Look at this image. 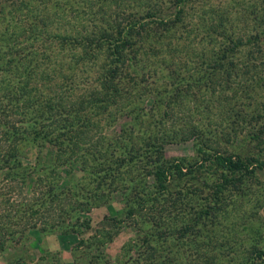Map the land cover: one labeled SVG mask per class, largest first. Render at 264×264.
Listing matches in <instances>:
<instances>
[{"label": "rangeland", "instance_id": "rangeland-1", "mask_svg": "<svg viewBox=\"0 0 264 264\" xmlns=\"http://www.w3.org/2000/svg\"><path fill=\"white\" fill-rule=\"evenodd\" d=\"M18 1L0 0L9 32L13 15L26 18L27 10L47 6L22 0L18 10ZM82 1L73 0L71 8ZM124 1L125 13L143 16L151 28L129 52L134 79L122 86L134 90L127 97H101L102 107L90 109L84 96L75 104L82 113L73 112L80 117L72 131L40 125L41 97L13 100L33 105L22 119L30 141L14 145L13 158L0 148V162L11 166V174L0 167V214L6 216L0 217V264H264V170L227 177L212 159L219 152L264 166V0H162L148 13L155 16L145 18L136 3ZM50 2L48 13L70 9L67 0ZM162 12L178 23L163 29ZM5 24L0 21V32ZM8 44L9 34L0 35V51ZM142 54L155 62L150 59L149 70ZM37 58L30 64H40ZM161 58L167 60L159 65ZM68 66L63 72L74 86L60 94L72 102L96 86L97 68L85 62L72 72ZM38 73L32 83L42 90L46 74ZM1 74L15 84L13 74ZM50 81L53 89L61 82ZM45 95L46 104L58 103V94L43 89ZM0 121L10 119L4 114ZM67 147L74 155L59 156ZM171 162L182 169L169 172L167 187L158 191L153 171ZM97 163L107 176L113 173L114 183L98 185ZM3 199L11 205L3 207Z\"/></svg>", "mask_w": 264, "mask_h": 264}, {"label": "trees", "instance_id": "trees-1", "mask_svg": "<svg viewBox=\"0 0 264 264\" xmlns=\"http://www.w3.org/2000/svg\"><path fill=\"white\" fill-rule=\"evenodd\" d=\"M39 1L40 3L45 2L44 6L45 4L49 6L48 3H51V0H49L48 3L44 0ZM70 1L71 3L69 4ZM156 1L160 2L162 0H131L129 2L136 3L138 5L136 6L137 8L142 11L144 10L146 13L144 16L145 18L154 15L152 12V14L148 13L157 5ZM177 1L178 3H181V1L185 2V0ZM121 2L122 0H83L81 7L71 8L74 6L73 0H67V7L70 9L64 11L63 14H57L56 12L48 13L45 11L48 8L47 6L46 9L44 8V10L38 13L27 10L30 16L27 15L26 18L21 19L13 15L11 32H9L10 26L6 25L3 22L4 20H0L5 24V28L0 32V35L6 36L9 34L8 46L0 51V74L4 72L13 74L16 80L15 84H11L9 82L10 78H2L0 76V97L5 100L0 102V117L6 114L10 119L8 122L1 123L0 121V148L5 149V152H7L8 149V153L6 154L8 158H11L12 154L16 153L14 145L17 146L16 144L21 141H30L29 132L27 130L28 127L26 124L22 126V119L25 118L27 109H29L33 103H27L25 99H21L20 102H14L13 100L18 94L20 97H22L23 94L26 96H32V94H34V98L36 96L42 98L41 100L38 99L36 108L39 116L42 117L40 125L43 126L52 123L57 128L72 131L80 117L79 113L73 114V112L78 110V112L82 113V105L80 104L81 106L77 108L75 104L83 101L84 96L90 98V100L87 99L89 103H86L85 108L94 109L102 105L101 97L110 98L111 100L114 99L116 101L118 92H120L122 96L127 97V94L131 93L129 89L134 90L133 87L127 88L122 86L124 83H129L127 79L129 78L128 76L134 79V76H131V72L134 68L130 67L131 64L128 62L129 52L137 40L148 39L147 37L151 34V28L145 27L148 22L147 24L145 23L143 16L137 18L131 12L125 13L126 9L122 8L124 6H129L125 3L126 1L122 4ZM184 2L182 4H184ZM17 4V9L20 10L23 7L22 0L18 1ZM56 5H58V3H56ZM119 9H122L123 13H116ZM159 10L163 11L162 9ZM43 14H46V16L43 17ZM157 19L159 21L158 25L161 24L165 30L166 28L164 26H169L171 24L176 25L178 23V17H172L171 14H166L165 12L158 15ZM27 21H30L28 27L25 26V22ZM53 26L54 29H52ZM53 30L56 33L53 34L50 39V34ZM40 50H42L41 53L39 52ZM65 51H68L69 54H63ZM38 54L41 56V63L36 65L30 64L32 61L38 59ZM142 56L145 57V63L148 66L142 65H144V67L146 66V68H148L147 70H149L151 61L153 63L155 62L152 60L153 58L151 56L149 58L148 54H142ZM166 60V58H161L160 62L157 64L162 65ZM85 62H91V64L97 68L94 70L96 75L95 81H97L96 86L91 87L86 95L77 94L74 101L71 102L60 94L63 92V89H67L68 85L74 86L72 81L69 80L70 76L66 77L65 72H63V67L69 65L68 69L73 72L74 68L78 69L79 66L81 67ZM38 72L46 74V77L42 79L44 81L43 89L50 90L52 93H55V95L58 94V103L49 102V104H46L44 98L47 97V95L42 96L43 89L41 90V87H36V84L32 83L33 78L36 80L41 78V76H38ZM52 73L53 76L49 77L48 75ZM57 77H59L61 82L55 86L56 88H49L50 86H48V83L51 82L50 80L56 79ZM116 103V108L122 109L124 107V104L121 102L118 101ZM54 104L56 105L55 107ZM108 105L109 104H106L103 107L106 109ZM65 112V118H63ZM69 114L72 115L70 119L66 118ZM15 117L19 119V121L15 120ZM61 120L64 121V124L61 123ZM22 128H25V130ZM10 134L13 135L11 138ZM58 147L60 148L61 146ZM68 150H71V148L67 147L66 149H62L60 153L58 151L59 156L68 157L74 155L73 150H71L73 153L70 152L67 154ZM212 159L227 177H232L237 173H240L241 177L245 175H254L258 169L264 170L263 163L255 162L256 160L241 158L240 156L216 152L212 156ZM0 163V167L7 165V167H9L7 173L11 174L9 162L3 161ZM17 164H19V162L13 164V166L19 167ZM94 166L95 170L92 172H102L101 177L98 178V185L108 183V186L114 183L113 173L107 176L104 168L100 164L97 163L94 164ZM181 169L180 162H171L168 164V167L164 169L156 168L153 173L158 191H163L167 187L166 184L169 172L173 173L175 171H181ZM9 179H11V177ZM232 179L233 178H231V180ZM224 181V184H227L230 180L224 179ZM6 182V185H8V180H6ZM235 187L238 186L235 185ZM11 188L12 186H9V189ZM74 199L76 198H71V202H69L74 204L77 202H73L72 200ZM2 204L3 207L11 205L10 203L8 204V200L2 201ZM3 215L5 216V214H0V217ZM258 256L260 255L258 254ZM242 261H244V259H242ZM245 264H249L247 260Z\"/></svg>", "mask_w": 264, "mask_h": 264}]
</instances>
